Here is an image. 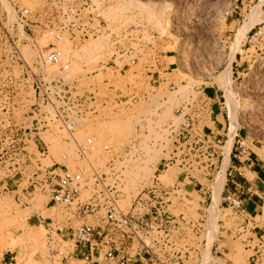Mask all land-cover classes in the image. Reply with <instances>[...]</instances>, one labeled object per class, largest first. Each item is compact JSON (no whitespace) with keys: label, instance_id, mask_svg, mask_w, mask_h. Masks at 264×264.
<instances>
[{"label":"rangeland","instance_id":"rangeland-1","mask_svg":"<svg viewBox=\"0 0 264 264\" xmlns=\"http://www.w3.org/2000/svg\"><path fill=\"white\" fill-rule=\"evenodd\" d=\"M102 1L106 4L102 34L78 44L61 45L77 90L93 92L98 88L103 97L97 113L84 120L74 135L79 142L95 138V150L81 153L67 134L51 130L36 136V143L44 147L40 150L45 151L44 156L32 143L30 151L23 153L37 155L39 164L47 167L61 164L69 169L84 167L90 172L92 167L107 172L112 160L117 167H123L122 163L129 159L128 147L136 142L144 147L146 157L126 172L125 192L132 197L157 174L155 166L164 156L161 149L151 148L150 142L166 141L163 130L177 120L175 110L190 94L198 96L202 92L215 102L220 98L224 103L214 111L229 136V140L223 139L228 141L223 147L224 167L216 179L213 208L220 201L225 170L230 164L229 150L237 130L249 147L250 156L245 155L243 161L245 165H253L246 176L254 185L261 184L258 189L262 195L264 0ZM252 23L255 26L250 29ZM118 52L127 54L120 57ZM126 64L128 67L122 70ZM10 75L14 78L17 71L0 69V119L9 116L15 123L28 126L30 119L22 121L34 103V88L9 86L6 80ZM9 96H13L12 100ZM232 113L236 116L234 120ZM205 124L214 129L210 120L202 123L201 129ZM105 146L110 150H105ZM17 163L18 175L12 182L6 162L0 172L4 180L0 181V264H51L48 237L60 239L56 230L59 224H68L67 212L55 206L46 194L31 188L29 179L37 169L35 156H22L19 152ZM137 169H147L148 173L131 184L130 179L135 178L132 173ZM250 214L254 218L250 226L264 235V209ZM48 223L53 230H47ZM216 234L213 232V236ZM234 235L225 232L219 235L227 257L234 264H248L252 252L242 242L246 236L238 239Z\"/></svg>","mask_w":264,"mask_h":264},{"label":"built area","instance_id":"built-area-1","mask_svg":"<svg viewBox=\"0 0 264 264\" xmlns=\"http://www.w3.org/2000/svg\"><path fill=\"white\" fill-rule=\"evenodd\" d=\"M105 5L102 0H0V69L17 71V76L6 80L9 86L31 87L35 92L31 111L22 121L30 119L28 126L9 116L0 119V172L6 162L12 182L18 175L19 152L35 156L31 188L67 212L68 224H59L56 230L60 239L48 237L51 264H234L220 240L222 232L238 239L246 236L242 242L252 252L248 264H264V235L250 226L254 218L246 207L250 191L233 181L238 171L231 159L245 165L243 157L250 156L240 130L234 137L217 206V234L210 236L214 185L224 167L223 147L229 136L223 141V136L201 125L218 116L214 108L224 105L220 98L215 102L202 92L190 94L175 110L177 120L163 130L166 141L149 144L164 155L155 166L157 174L132 197L124 190L126 172L146 157L144 147L136 142L128 147L129 159L123 167L112 160L107 172L61 164L47 167L39 164L37 155L23 153L30 151L31 143L38 152L44 150L36 136L51 130L67 134L81 153L95 150V138L79 142L74 135L84 120L97 113L103 97L98 88L77 90L61 45L102 34ZM118 53L120 57L127 54ZM0 181H4L1 175ZM72 221L76 225H70ZM46 228L54 229L51 223Z\"/></svg>","mask_w":264,"mask_h":264},{"label":"crops","instance_id":"crops-1","mask_svg":"<svg viewBox=\"0 0 264 264\" xmlns=\"http://www.w3.org/2000/svg\"><path fill=\"white\" fill-rule=\"evenodd\" d=\"M210 121H212V123L214 124V129L206 125L207 128L216 134H220L221 136H223L224 139V136H226L227 134H225V129L222 130V124L219 119V116H213ZM215 129L218 132H215ZM231 163V166L235 167V170L238 171L237 173H235L233 181L237 184L244 186L250 191V194L245 198L247 210L249 212H252L253 215L257 212L258 209L262 211V209H264V197L262 196L264 195V192L262 193V195H260V190L258 189L259 187H261V184H259L258 186L254 185V183H252L246 176V172L251 171L252 167L249 168L250 165H240L238 162L233 161V159H231ZM228 185L229 189H234V186L232 184ZM260 214L263 215L262 212H260ZM262 231H264V228H262Z\"/></svg>","mask_w":264,"mask_h":264},{"label":"bare ground","instance_id":"bare-ground-1","mask_svg":"<svg viewBox=\"0 0 264 264\" xmlns=\"http://www.w3.org/2000/svg\"><path fill=\"white\" fill-rule=\"evenodd\" d=\"M255 12V11H254ZM257 15H256V12L253 14V17L255 18ZM255 23V22H254ZM254 23H252L251 25H250V29H253L254 28ZM249 29V30H250ZM243 34H245V32L243 33ZM233 114V113H232ZM232 116V115H231ZM233 120H234V118H236V116H235V113L233 114V116L231 117ZM236 122V121H235ZM232 141H233V138H232ZM231 142V141H230ZM230 145H232V143L230 144ZM229 146V145H228ZM230 147V146H229ZM228 148V147H227ZM231 148V147H230ZM229 151H231V150H229ZM229 160V159H228ZM147 171V172H146ZM146 173H148V170L147 169H145V170H136V171H134L132 174H134L135 175V178H131L130 179V183L131 184H134L136 181H138V180H140V179H142V177H144L143 175H145ZM146 176V175H145ZM166 178V177H165ZM126 186H127V183H126ZM126 186H125V188H126ZM224 187V186H223ZM125 190V189H124ZM223 190V189H222ZM217 191V189H216V187H215V185H214V193ZM222 192V191H221ZM221 192L219 193V195L221 194ZM218 216V218H219V212H218V210H217V208H213V211H212V216H211V227H210V236H213V232H217V227H216V222L217 221H215L214 220V216ZM218 220V219H217ZM215 221V222H214Z\"/></svg>","mask_w":264,"mask_h":264}]
</instances>
